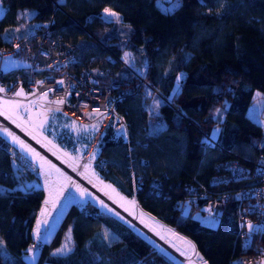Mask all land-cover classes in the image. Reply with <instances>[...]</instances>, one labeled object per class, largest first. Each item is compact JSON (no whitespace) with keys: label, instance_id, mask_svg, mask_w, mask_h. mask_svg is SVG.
<instances>
[{"label":"trees","instance_id":"trees-1","mask_svg":"<svg viewBox=\"0 0 264 264\" xmlns=\"http://www.w3.org/2000/svg\"><path fill=\"white\" fill-rule=\"evenodd\" d=\"M157 1L49 0L32 9L28 28L16 31L21 10L15 0H1L5 8L0 15V46L9 45L15 36L29 35L37 21L53 18L54 34L77 44L79 61L69 68L88 64L91 74L109 84L117 96L114 106L127 124L126 133L112 122L102 128L96 157L105 158L107 169L95 162L100 175L189 237L207 264H230L240 252L264 246V229L256 226L260 230L251 234V242L248 229L242 242L239 201L233 197L220 204L214 226L194 216L205 212L202 201L183 211L178 201L189 181L209 187L208 178L222 170L216 166L219 162L230 157L244 160L264 151V128L248 114L255 90L264 94V0H203V4L178 0L172 8ZM220 3L217 11L206 9ZM104 7L114 10L120 21L105 19ZM7 33L12 34L10 39L5 38ZM126 49L129 60L122 57ZM25 65L0 69V80ZM147 84L170 97L172 104ZM154 101H160L158 115L153 112ZM217 110L222 113L219 119ZM216 120H220L219 144H207L202 132H210ZM10 146L0 133V264H31L20 250L30 237L43 189L13 187ZM67 228L72 250L54 256ZM43 260L177 264L128 223L89 200L66 207L33 264Z\"/></svg>","mask_w":264,"mask_h":264},{"label":"built area","instance_id":"built-area-1","mask_svg":"<svg viewBox=\"0 0 264 264\" xmlns=\"http://www.w3.org/2000/svg\"><path fill=\"white\" fill-rule=\"evenodd\" d=\"M4 5L0 0V13L4 11ZM1 15V14H0ZM53 18L48 21H37L32 31L25 37L15 36L9 45L0 46V55L7 53L19 54L25 59V67L16 70L7 80H0V88L4 92L0 94L10 95L19 87L31 91L30 94L40 100L42 107L51 111H62L76 121H89V113L101 117V129L112 122L116 128L127 131V124L123 115L115 108L114 96L111 86L102 83L90 73V66L83 64L80 69H71L69 64L79 61L77 44L67 42L59 35L54 34L51 24ZM99 72L101 69H98ZM63 81V84L58 83ZM149 85L158 96L172 104L170 97L155 87ZM46 94V95H45ZM63 100V103H57ZM211 132V131H210ZM203 131L202 135L207 144H219V139L211 140V133ZM211 140V142H209ZM94 141L91 142L92 148ZM9 147V158L14 176V188L25 190L34 187L35 169L28 161L22 158L17 151H11ZM89 148V150L91 149ZM100 168L107 169L104 157H96ZM220 172L212 174L208 178L209 187L197 182L189 181L184 185L185 194L178 201V209L185 210L188 205L202 201L205 211L215 212L225 199L231 197L239 201L238 226L242 242L246 240L248 224L259 226L264 229V151H259L255 156H248L244 160L236 157L227 158L217 165ZM241 181L242 184L229 188H217L212 185ZM46 208L48 215L42 216V209ZM50 204L42 199L39 208L34 216L30 237L27 244L21 248L20 255L27 257L32 253L35 245V252L43 245L44 235L47 228H41V239L37 240L34 230L37 227L38 219H47L48 225L52 214L49 212ZM47 225V227H48ZM264 260V246H254L248 251L240 252L232 257L230 264H261Z\"/></svg>","mask_w":264,"mask_h":264},{"label":"rangeland","instance_id":"rangeland-1","mask_svg":"<svg viewBox=\"0 0 264 264\" xmlns=\"http://www.w3.org/2000/svg\"><path fill=\"white\" fill-rule=\"evenodd\" d=\"M47 1L49 0H15V5L20 8L22 15L21 22L15 26V28L17 30L28 28V25L31 23L29 17L32 13V9ZM177 1L178 0H169L166 2L164 0H158L157 2L163 8H172L176 5ZM221 5L222 3L218 4L216 7L210 8L208 6L206 9H214L217 11L220 9ZM105 8H111L104 7L102 11V16L108 20L109 18L104 14ZM112 11L115 12L114 10ZM126 54L128 57L127 60H129L131 53L127 49L122 53L124 60H126ZM24 64L25 59L20 55L11 53L0 55V69H9ZM16 92H20L21 95L16 96ZM30 93V90L25 89L24 87H19L10 95L0 94V108H9L8 116H11V119H9L8 116L0 115V133L7 137L14 147L23 151L29 161H34L36 165L39 166L38 175L40 178L44 177V175L41 174L40 161L33 153L22 150L19 144H14L12 138L3 131L4 129H7L12 132L14 136L24 141L29 148L35 150V153H39L44 160L54 164L56 168L60 170V173L63 174V177L70 178V181H65L63 177H60L59 174L53 170L52 176L48 177L47 180L48 183H53L52 178L55 177V180H60V182L64 184L63 196L65 197V201L68 200L72 193L80 194L75 185H79L80 188L86 189L87 192H92V189L83 184L78 178H74L71 172L58 163L57 160L61 161L70 169L77 170L80 177L85 178L107 198H103L98 193H94V191L91 194V197L99 201L100 205L101 199L103 203L107 205V208L103 207L105 211H108L126 223H129L143 236L151 240L153 245L160 252L164 253L174 262L177 264H207L203 257L197 252L194 243L189 237L178 232L160 219H156L152 215L142 211L131 197L122 193L114 184L100 175V172L94 165L96 162V154L98 152V140L102 132L100 116L95 115L94 113H89V121H76L62 112L51 111L42 107L39 103L40 100ZM253 96L254 97L248 107V114L254 120L261 123L264 128V94L259 90H255ZM16 104H19L20 108L13 110L12 106ZM42 122L44 124L43 129L39 127ZM73 122H75V128L69 127ZM219 122L220 120L215 121L210 132L211 135L213 131L219 127ZM18 124L20 125L19 127L17 126ZM92 141H94V144L88 151ZM86 151L88 152L84 158L83 155ZM64 153H67L68 155L65 156ZM22 158L24 157L22 156ZM36 178L38 179L37 176ZM72 182L75 183L73 184ZM36 184L37 183L34 182L35 186ZM108 185L111 187H106ZM96 195L100 198L96 197ZM121 197H124L125 199L121 200ZM79 199L81 200V198ZM43 200L46 201L45 199ZM120 208L130 214L132 218L126 216L124 211ZM109 209L111 211H109ZM49 212L52 214V221L50 220L44 235V239L46 240H48L50 234L55 229L60 217L57 215L52 219L55 208L51 206ZM217 213L218 210L215 212L205 211L204 213L197 211L194 213V216L199 218L203 223L213 226V221H215V225L217 222ZM65 243L66 241L61 244V246ZM261 264H264V260L261 261Z\"/></svg>","mask_w":264,"mask_h":264},{"label":"snow or ice","instance_id":"snow-or-ice-1","mask_svg":"<svg viewBox=\"0 0 264 264\" xmlns=\"http://www.w3.org/2000/svg\"><path fill=\"white\" fill-rule=\"evenodd\" d=\"M201 3L203 4V0H201ZM2 14V13H0ZM104 14L106 15V17H108L110 20H114L116 22L120 21V17L117 13L113 12L111 9L105 8L104 9ZM18 31V30H16ZM11 33H7L6 34V39H10L11 38ZM125 59L127 60V54L125 56ZM183 78V76L177 77V85L179 88V84H180V80ZM58 83L63 84V81H59ZM5 90L0 88V92H4ZM21 93L20 92H16V96H20ZM46 95V94H45ZM171 99V98H169ZM57 103H63V100L58 101ZM160 105V101H157L154 106H153V112L155 114L158 115V108ZM20 105L16 104L12 106L13 110L19 109ZM225 110H227V106L225 108ZM57 111H59V109H57ZM9 113V108H0V115H5L8 116ZM222 115V113L220 112V110H217V119L220 118V116ZM9 119H11V116H8ZM15 122V121H13ZM18 127L20 126L19 124L17 125ZM75 122L72 123V125H69V127L75 128ZM39 127L41 129L44 128V124L43 122L39 125ZM3 131H5L7 133V135L9 137L12 138V142L14 144H19L22 150H25L27 152L33 153L34 156L40 161V169H41V174L44 175L46 183L48 180V177L52 176L53 174V170H55V172L57 174H59L60 177H63V174L60 173V170L58 168H56V166L54 164H51L49 161L44 160V158L42 156L39 155V153H35L34 149H31L28 147V145H26L24 143V141L20 140L18 137L14 136L12 132L8 131L7 129H4ZM220 129L217 128L213 131L212 133V137L211 140H215L216 137L219 135ZM35 138V137H34ZM211 140L209 142H211ZM65 156H67V153H64ZM47 166V167H45ZM63 179L65 181H70L69 177H63ZM73 184L75 182H72ZM56 184L59 185V187H53L50 186L48 191H49V200H46L45 203L48 204L49 202H51L54 206L58 203L59 201V197L63 194L64 191V184L60 182V180H57ZM75 187L77 188V190L80 192L81 197L87 196L89 195L86 189L80 188L79 185H75ZM106 187H111L110 185L106 186ZM114 191V190H113ZM124 197H121V200H124ZM101 206L104 208H107V205H105L103 203V201H101ZM109 211H111L109 209ZM48 215L47 209H42V216H46ZM118 215V214H117ZM48 225V220L47 219H38L37 220V227L34 230V236L36 237L37 240L41 239V228H47ZM215 225V221H213V226ZM248 229H249V242H251V234L255 231H259L260 229L257 228L256 226H253L251 224H248ZM3 242L0 241V246H2ZM35 248L36 246L34 245L32 249H29V252L32 253L33 255L31 256V259H35ZM71 247H70V237L66 240V243L64 245L61 246L60 249H58L56 252L53 253L54 256H58V255H67L70 251H71ZM240 264H242V262H240Z\"/></svg>","mask_w":264,"mask_h":264},{"label":"crops","instance_id":"crops-1","mask_svg":"<svg viewBox=\"0 0 264 264\" xmlns=\"http://www.w3.org/2000/svg\"><path fill=\"white\" fill-rule=\"evenodd\" d=\"M220 123V122H219ZM218 128H220V124H219V127ZM123 130V129H122ZM124 132L126 133V131L124 130ZM3 135V134H2ZM4 136V135H3ZM5 137V136H4ZM8 141H9V143L11 144V146H12V148H14L16 151H18L27 161H28V163H29V165L31 166V167H33L35 170H36V174H35V176H34V178H32V180L34 181V182H36L37 184H36V186L35 187H41L42 189H43V199H45V200H49V191H48V189H49V187L50 186H53V187H59V185L58 184H56V182H57V180H55V177H53L52 178V181H53V183H46V181H45V179H44V177L43 178H40L39 177V175H38V172H39V166H37L36 165V163L34 162V161H29L28 160V158H27V156L25 155V153L23 152V151H21L20 149H18V148H16V147H14L13 145H12V143L10 142V140L7 138V137H5ZM91 148V147H90ZM88 151H89V149H88ZM88 151H86L85 153H84V158H85V156L87 155V152ZM24 153V154H23ZM58 161V163H60L64 168H66L67 170H69L70 172H71V174L73 175V177L74 178H78L83 184H85L86 186H88L89 188H91L92 190V192L94 191V193H98L100 196H102L103 198H105V199H107L97 188H95L94 186H92L85 178H82V177H80L79 176V174H78V171L77 170H72V169H70L68 166H66L65 164H63L61 161H59V160H57ZM33 162V163H32ZM36 176L38 177V179L36 178ZM92 192H88V194L89 195H87V196H84V197H81V194H77V193H72V194H70V196H69V198H68V200L67 201H65V197L63 196V194L59 197V201H58V203L54 206L51 202H49V204H50V206L51 207H53V208H55V212H54V215H53V218L52 219H54L57 215H59L60 217H59V220H60V218L62 217V215H63V213H64V211H65V209H66V207L71 203V202H76V203H79V204H82V203H84L85 201H92V202H94L100 209H102V210H104L103 209V207H101V205L99 204V201H97V200H95V199H93V197H91V194H92ZM96 197H98V198H100L99 196H97L96 195ZM79 198H81V200L79 199ZM133 200H134V202L136 203V205L138 206V207H140L139 206V204H138V202L133 198V197H131ZM80 200V201H79ZM101 201H102V199H101ZM121 209V208H120ZM140 209H142V211H144V212H146V213H148V214H150V215H152L153 217H155L153 214H151V213H149L148 211H146V210H144L143 208H141L140 207ZM122 210V209H121ZM122 211H124V210H122ZM124 214H126V216H128L129 218H132L131 217V215L130 214H128L127 212H125L124 211ZM156 219H158L157 217H155ZM58 220V221H59ZM52 221V220H51ZM58 224V223H57ZM129 224V223H128ZM130 225V224H129ZM57 226V225H56ZM55 226V227H56ZM131 226V225H130ZM132 227V226H131ZM133 228V227H132ZM135 229V228H134ZM136 230V229H135ZM54 231V230H53ZM53 231H52V233H53ZM137 231V230H136ZM138 232V231H137ZM52 233L50 234V236L52 235ZM140 233V232H139ZM141 234V233H140ZM142 235V234H141ZM70 237V242H71V235H70V229L69 228H67V230H66V232H65V234H64V236H63V238H62V241H61V243L55 248V250L57 251L60 247H61V244H63L68 238ZM145 237V236H144ZM50 238V237H49ZM48 238V239H49ZM146 238V237H145ZM147 239V238H146ZM149 240V239H148ZM150 242H152L151 240H149ZM152 244H153V242H152ZM156 248V247H155ZM157 249V248H156ZM158 250V249H157ZM33 254H31V255H29V256H27V257H24L25 258V260L28 262V263H31V264H33L34 262H35V260H36V258H37V256H38V251H36V252H34V255H35V259L33 260V259H31V256H32ZM41 264H53L52 262H50V261H47V260H43L42 262H41Z\"/></svg>","mask_w":264,"mask_h":264},{"label":"bare ground","instance_id":"bare-ground-1","mask_svg":"<svg viewBox=\"0 0 264 264\" xmlns=\"http://www.w3.org/2000/svg\"><path fill=\"white\" fill-rule=\"evenodd\" d=\"M12 151L16 153V150L14 148H12Z\"/></svg>","mask_w":264,"mask_h":264}]
</instances>
